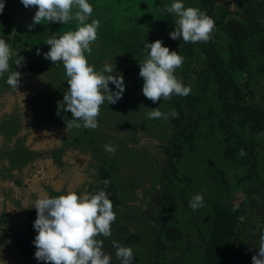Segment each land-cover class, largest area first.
<instances>
[{"label":"rangeland","instance_id":"374dc122","mask_svg":"<svg viewBox=\"0 0 264 264\" xmlns=\"http://www.w3.org/2000/svg\"><path fill=\"white\" fill-rule=\"evenodd\" d=\"M89 2L88 22L100 26L88 62L98 71L114 63L125 84L115 104L100 106L95 129L67 127L72 114L58 107L68 88L63 63L36 54L77 21L29 29L36 8L20 0H5L0 14L11 50L0 76V264L41 262L37 198L105 187L116 219L111 236L97 238L112 264H120L112 241L133 249V264H252L264 230V0H184L215 22L211 39L195 43L169 37L177 17L163 8L172 0ZM156 39L184 57L175 75L191 85L187 95L153 102L142 94L143 40ZM12 71L21 73L17 89L6 83ZM156 107L168 119H148ZM196 193L204 205L193 210Z\"/></svg>","mask_w":264,"mask_h":264},{"label":"clouds","instance_id":"9594fccd","mask_svg":"<svg viewBox=\"0 0 264 264\" xmlns=\"http://www.w3.org/2000/svg\"><path fill=\"white\" fill-rule=\"evenodd\" d=\"M24 7L35 6L36 11L31 29L41 21L68 23L75 19V30L66 31L59 37L55 33L45 41L50 48L37 55H43L55 63L62 61L67 76V91L58 107L69 110L72 121L67 127H98L97 117L100 106L107 103L115 104L125 91L123 74L115 72V65L105 64L101 70H96L88 62L87 54H91V44L97 39L99 19H92L93 6L89 0H20ZM5 0H0V14L3 13ZM75 9V11H74ZM165 12L174 14V30L168 33L171 39L181 38L188 42H207L211 39L215 22L205 10L194 6H185L184 0H172L170 5H164ZM142 51L146 57L139 61V76L143 78L142 94L156 102L162 97L170 99L173 94L185 96L191 90V85H185L182 78L175 75V70L183 64L184 57L175 50L170 51L163 45L162 40L148 42L143 40ZM123 53V52H122ZM11 57L10 45L0 36V76L9 72ZM22 57L17 56L15 64L19 65ZM21 73L12 71L7 76L6 83L13 88L20 84ZM109 82L115 86L109 89ZM172 116L178 115L172 109ZM148 119H168L169 113L162 112L159 107L147 112ZM105 150L112 154L116 147L110 143L104 145ZM240 155H245L243 149ZM104 185L110 183L104 179ZM105 188L95 193L79 194L68 191L57 196L45 193L35 200L36 218L33 228L36 235L33 244L36 246L34 257L38 261L51 264H112V255L103 248V240L98 236H111V224L116 219L113 204ZM204 205L203 193L194 194L189 200V207L193 210ZM116 249L115 256L120 264H133L135 259L130 246L120 245L112 241ZM252 264H264V230L260 234V244L257 254L252 257Z\"/></svg>","mask_w":264,"mask_h":264},{"label":"trees","instance_id":"16d2710c","mask_svg":"<svg viewBox=\"0 0 264 264\" xmlns=\"http://www.w3.org/2000/svg\"><path fill=\"white\" fill-rule=\"evenodd\" d=\"M221 241H222L221 236H219L218 238H215L214 236H212V237L210 238V242H213V243H219V242H221ZM38 264H47V262H45V261H41V262L38 263Z\"/></svg>","mask_w":264,"mask_h":264}]
</instances>
